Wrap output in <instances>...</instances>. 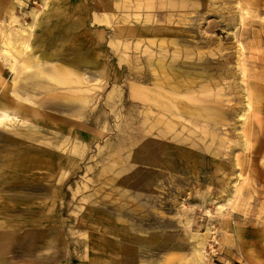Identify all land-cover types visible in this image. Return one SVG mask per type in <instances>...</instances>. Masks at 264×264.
<instances>
[{"label":"rangeland","instance_id":"rangeland-1","mask_svg":"<svg viewBox=\"0 0 264 264\" xmlns=\"http://www.w3.org/2000/svg\"><path fill=\"white\" fill-rule=\"evenodd\" d=\"M3 107L0 264H264V0H0Z\"/></svg>","mask_w":264,"mask_h":264},{"label":"bare ground","instance_id":"bare-ground-1","mask_svg":"<svg viewBox=\"0 0 264 264\" xmlns=\"http://www.w3.org/2000/svg\"><path fill=\"white\" fill-rule=\"evenodd\" d=\"M123 4V3H122ZM178 26V25H177ZM40 38V37H39ZM64 39L63 36L59 37L57 39V42H48V44L46 46L51 47H55L57 43L60 44V42ZM40 40H42V38H40ZM32 41H33V38L32 39H25L24 42H23V45L19 48L18 50V53L21 55V54H24L23 56V59L21 61L22 65V69L23 68H33V70L25 73L24 70H19L18 69V72H21V73H25L23 77L21 78H24L23 81L26 80V82H29L28 85L30 88L33 89V91L31 90V92H34V91H37L39 88H50V85L47 84V81L46 80H43L44 78L42 77H39L40 75H43L44 77L48 78V79H53V81H55L56 79L59 81H61V70H58L59 68H63L64 66H67L65 68H71L70 70H74L75 72H78L81 71L82 67L81 66H84V67H91L92 69L96 68L98 65V62H96L95 59H92L91 57H87V56H82V55H77L76 58H73V59H70L68 60V56L67 55H63V54H53V53H49L48 55H41L40 57L38 56V60H33L32 57L30 56L29 52H28V49L32 48ZM49 51V50H48ZM66 53V52H65ZM21 56V57H22ZM67 60L69 63H67ZM173 60V58H172ZM66 61V62H65ZM98 61V60H97ZM193 62V61H192ZM44 64H50V68L49 67H46V65ZM16 66V65H15ZM177 66V64L175 65ZM187 66V65H186ZM196 66V65H195ZM167 69V68H165ZM67 71V70H66ZM73 71V72H74ZM76 73V74H78ZM20 73H18L19 75ZM79 77V76H78ZM20 78V79H21ZM71 78V77H70ZM82 79V77H81ZM65 79L63 78V81L64 82ZM57 82V81H56ZM61 82V83H62ZM68 81L66 80L64 82L67 83ZM60 83V84H61ZM56 85L58 84L55 83ZM41 88V89H42ZM53 89V88H52ZM19 91H23L24 95L23 97H21L20 95H17L16 92H19ZM48 91V90H47ZM21 92V93H23ZM29 92V93H28ZM50 92V91H49ZM19 94V93H18ZM31 94L30 93V90H28V88L25 86V85H19L16 86V89L14 88V103L15 101H21L24 99H27L29 98L28 95ZM51 96V95H50ZM79 99V97L77 96L75 99ZM48 99V97L46 98ZM28 100V99H27ZM83 100V99H82ZM82 100H80V102H82ZM79 101V100H78ZM65 103V106H66V103H68L67 101L64 102ZM48 105V104H47ZM59 105V104H58ZM63 105V104H62ZM61 105V107H62ZM51 106V104L49 105ZM68 106V105H67ZM53 107V106H52ZM55 108V107H53ZM14 113V112H13ZM13 117L15 116V113L11 115V113L8 111L7 108L3 107L1 108L0 110V120L2 121L4 118L5 119H8L9 117Z\"/></svg>","mask_w":264,"mask_h":264},{"label":"crops","instance_id":"crops-1","mask_svg":"<svg viewBox=\"0 0 264 264\" xmlns=\"http://www.w3.org/2000/svg\"><path fill=\"white\" fill-rule=\"evenodd\" d=\"M40 35L43 37L42 34H40ZM51 42H52V39H51ZM53 42H54V41H53ZM61 42H62V41H61ZM61 42H60V43H61ZM32 44H33V43H32ZM58 44H59V43H57L56 45H58ZM40 46H43V45L40 44ZM51 46H52V45H51ZM51 46H50V48H52ZM45 47H46V46H45ZM81 67H82L81 70H83V69H84V66H81ZM11 100H12V104H14V99L12 98Z\"/></svg>","mask_w":264,"mask_h":264}]
</instances>
